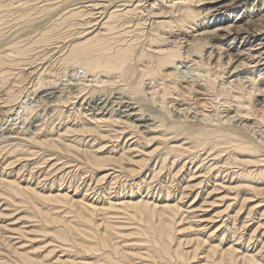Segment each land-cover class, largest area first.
I'll return each instance as SVG.
<instances>
[{
    "label": "bare ground",
    "instance_id": "bare-ground-1",
    "mask_svg": "<svg viewBox=\"0 0 264 264\" xmlns=\"http://www.w3.org/2000/svg\"><path fill=\"white\" fill-rule=\"evenodd\" d=\"M240 1L0 0V112L21 119L1 128L0 264H264V4ZM58 42L62 85L34 68Z\"/></svg>",
    "mask_w": 264,
    "mask_h": 264
},
{
    "label": "rangeland",
    "instance_id": "rangeland-1",
    "mask_svg": "<svg viewBox=\"0 0 264 264\" xmlns=\"http://www.w3.org/2000/svg\"><path fill=\"white\" fill-rule=\"evenodd\" d=\"M264 2V0H243V1H240V3L238 4V5H242V6H246V5H249V7H252V8H254V10H257V9H259L260 7H261V5L262 4H264V3H261V2ZM207 6V3H206V1H204L203 2V4H202V7H206ZM259 7V8H258ZM243 8H245V7H243ZM244 11V9L242 10V12ZM244 15L245 16H247L248 15V13L247 12H245L244 13ZM198 32H195L194 34L196 35ZM27 36H25V37H22L21 39H27L26 38ZM29 38H31L30 36H28ZM28 38V39H29ZM64 45L67 43V44H69V42H66L65 40L64 41H61ZM55 43V44H52V45H50L49 46V48L51 49L50 50V52H48V53H46V54H44L43 56H40V60L37 58V60L34 62V68H40V70H44V66L46 65V67L48 66V68L49 69H51V75H49V79H53V80H55V81H57V83L59 84V85H62V84H64V83H67L68 82V78L70 79V80H72L71 78H75L76 76H74L75 75V73H74V70H72L73 68H72V66L71 65H69V67H64L65 65H62V63H61V60H60V57H61V55L63 54V52H64V45L62 44V43ZM65 42V43H64ZM60 45H63V47H61ZM54 46V47H53ZM56 46V47H55ZM60 48H59V47ZM53 47V48H52ZM54 51H53V50ZM60 50V51H58V50ZM56 52V53H55ZM50 53H51V56H50ZM54 53V54H53ZM49 54V55H48ZM48 55V56H47ZM44 56H46V58H48V57H50V58H48V59H46V60H44ZM59 56V57H58ZM42 57V58H41ZM43 59V60H42ZM42 60V61H41ZM48 60V61H47ZM51 60V61H50ZM58 60H59V62H58ZM38 61V62H37ZM47 61V62H46ZM40 65H39V64ZM45 63V64H44ZM52 65H51V64ZM35 64H37L38 66H36ZM55 64H56V66H55ZM41 65H42V67H41ZM184 65V66H183ZM36 66V67H35ZM58 66V67H57ZM67 66V65H66ZM71 66V67H70ZM51 67V68H50ZM187 67V68H186ZM189 67L188 66H186L185 64H182V67L179 69V75L181 76V77H183L184 79H189V76H190V73L188 72V71H190V69H188ZM19 70H21V69H19ZM18 70V71H19ZM81 71V70H80ZM59 72V73H58ZM72 72V73H71ZM22 73V72H21ZM47 73H48V71L46 72V75H45V77H46V81H47V79H48V75H47ZM57 73V74H56ZM74 73V74H73ZM52 74H53V76H52ZM64 74H66V75H64ZM73 76V77H72ZM245 76H247V73H242V76H240V78L243 80V82H245L246 81V78H245ZM29 77H31V76H29ZM34 77H36L37 79H33ZM31 78H28L27 79V81L25 82L26 84L23 86V90L24 91H27V92H24V93H26V94H29V96L27 97V99H28V102H32L31 100H35L36 101V99H38V94L34 91L35 89L34 88H36L37 87V85H35L37 82H38V74L37 75H34V76H32ZM44 77V78H45ZM13 78V79H12ZM61 78V79H60ZM10 79H12L11 81H10ZM10 79H8L9 81H8V84L10 85H8L7 83L5 84V83H3V85L2 84H0V85H2V87H4L5 86V88H3L2 89V91H1V89H0V101H1V99L3 100V98L5 99L6 98V92L8 91V89L10 88V87H12L13 86V84L15 83L14 82V77L13 76H11V78ZM48 79V80H49ZM64 79H66V80H64ZM105 79V78H104ZM103 79V80H104ZM35 80H36V82H35ZM65 82H64V81ZM106 80V79H105ZM62 81H63V83H62ZM106 82V83H105ZM105 82H103L102 83V85L100 86V85H98L99 87H97V89H100L101 91H103V92H105V93H111V91H112V93L114 94V92H116V91H119L118 90V87L122 84V82H121V84H120V82H116L117 83V85L115 84V83H113V82H108L109 84H107V81H105ZM111 83L114 85H111ZM6 85H8V87L6 86ZM12 85V86H11ZM35 85V86H34ZM107 85V86H106ZM110 87H109V86ZM28 86V87H27ZM1 86H0V88H2ZM103 87V88H102ZM112 87H114V88H112ZM96 88V87H95ZM106 88V89H105ZM108 88V89H107ZM30 89V91H28ZM87 89H89V87L87 88ZM91 89V88H90ZM94 89V88H93ZM93 89H91V90H84L83 92L85 93H87V95L89 96V95H92V94H94V93H91V91L93 90ZM97 89H95V90H97ZM103 89V90H102ZM116 89V90H115ZM6 90V91H5ZM107 90H109V92L107 91ZM34 91V92H33ZM107 91V92H106ZM3 92V93H2ZM5 92V93H4ZM82 92V93H83ZM91 94H90V93ZM33 93V94H32ZM36 93V94H35ZM83 93V94H84ZM89 93V94H88ZM96 93V92H95ZM216 92H214V94L212 95H209V97L210 96H212L211 98H221L220 96H219V94H215ZM2 94H4L5 95V97H3L4 95H2ZM120 94V93H119ZM117 94V96H122V95H126V94ZM115 95V94H114ZM196 94H193V99H192V95H190L191 96V98L189 99V97H187V100H185L186 101V104H185V107L186 106H189V105H192V107H194L193 109H194V111H193V109H192V112H195L196 111V109H198V110H202V109H205V107L207 108L206 110H211L210 108H212V107H208V106H213V105H215L216 107L215 108H219L220 109V111L221 112H223V108H224V106H223V104L222 103H220V102H223V100L222 99H213V100H217V102L216 101H214L213 103H207L208 105L207 106H204L203 104L201 105V103H199L198 101H196V97L197 96H195ZM35 96V97H34ZM32 97H33V99H32ZM176 97V96H175ZM172 98H174V96L172 97ZM210 98V99H211ZM120 99V98H119ZM195 99V100H194ZM212 100V99H211ZM210 100V101H211ZM35 101H34V103H35ZM188 101V102H187ZM192 101V102H191ZM218 101H220V102H218ZM17 102H18V100L16 101V102H13V104H14V107H16V106H18V104H17ZM148 102V103H147ZM146 103L144 102V106L146 107V108H151V110H153L154 108H155V110H156V106L155 107H152V103H151V101H147ZM196 102V103H195ZM151 103V104H150ZM16 104V105H15ZM36 104H38V105H36L35 106V112H32L31 113V115H30V118L31 119H29L30 121L31 120H33V119H35L34 117H36V118H38V116H39V114H40V116L42 117H39V119H42L43 121H44V118H45V120H47V122L46 123H48L49 122V120H50V122H52V123H54V124H52V126H54V127H57V126H60V124L61 123H57L58 121L60 122L61 120L59 119V118H56V117H54V116H52V111L49 109V107L47 108L45 105H44V103L43 102H37ZM43 104V105H42ZM171 104V106H173L172 104V102H169V104L168 105H170ZM189 104V105H188ZM209 104H211V105H209ZM40 105V106H39ZM217 105L219 106V105H221V106H219V107H217ZM41 106H43V107H41ZM44 106H45V108H44ZM171 106H169V109L171 108V111L173 110V107H171ZM178 106V105H177ZM197 106H199V107H203L204 106V108H198ZM223 106V107H222ZM37 108V109H36ZM44 109H48V110H44ZM218 109V110H219ZM43 111H45V112H43ZM116 111L119 113L120 111L118 110V108L116 109ZM43 112V113H42ZM47 112H51V113H47ZM46 113V114H45ZM174 113V112H173ZM32 114H35V115H32ZM36 114H38V115H36ZM2 115V113L0 112V135L2 134V133H4V131L6 130H11L10 128H11V126H13L12 128H15V127H19V126H21V119H20V121H19V117H17L18 119L17 120H14V119H16V115H12V117H14V119L12 118V120H11V117L10 118H8L7 116H1ZM191 115H193V113H191ZM32 116V117H31ZM45 116V117H44ZM5 117V118H4ZM51 117V118H50ZM54 117V118H53ZM47 118V119H46ZM6 119V120H5ZM54 119H56L57 120V122H56V120H54ZM59 119V120H58ZM8 120H11V121H9L8 122ZM18 121V122H17ZM34 121V120H33ZM55 121V122H54ZM6 122V123H5ZM16 122L18 123V124H16ZM62 122V121H61ZM7 123H9V124H7ZM14 123V124H13ZM11 124V125H10ZM26 124H28V123H26ZM57 124V125H56ZM5 125V126H4ZM15 125V126H14ZM18 125V126H17ZM56 125V126H55ZM7 126V127H6ZM3 127L5 128V130H2L1 131V128L3 129ZM6 131H5V133H6ZM194 157V156H193ZM193 158H191V160H192ZM194 159H196V157H194ZM193 159V160H194ZM195 161V160H194ZM77 173L75 174V175H77L76 177L74 176V178H75V180H77V179H79V180H77V181H80V183L82 182L81 180H83L84 178L83 177H86V179H88V177H89V174L90 173H88V174H82L81 172H78V171H76ZM75 173V172H74ZM81 174V176H79ZM92 175V174H91ZM78 177V178H77ZM83 179H82V178ZM83 186V185H82ZM223 190H219V192H218V194L219 193H221V194H225V192H222ZM218 207V206H217ZM216 206H212V207H209L207 210H209V212L211 213V214H214V213H216V211H215V209L217 208ZM211 208V209H210ZM208 211H207V213H209Z\"/></svg>",
    "mask_w": 264,
    "mask_h": 264
}]
</instances>
